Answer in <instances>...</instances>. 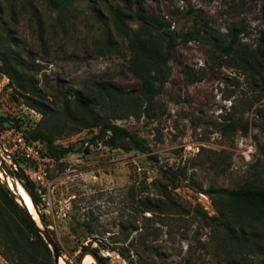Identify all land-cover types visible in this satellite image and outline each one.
Here are the masks:
<instances>
[{"label":"rangeland","instance_id":"obj_1","mask_svg":"<svg viewBox=\"0 0 264 264\" xmlns=\"http://www.w3.org/2000/svg\"><path fill=\"white\" fill-rule=\"evenodd\" d=\"M128 1L134 8L167 17L176 37L162 91L147 112L145 104H137L140 80L128 68L125 39L106 12L107 4L122 5L125 0H91L100 7L96 11L89 0H80L72 24L64 23L66 32L56 24L55 12L40 3L43 41L34 23L20 17L24 54L34 58L40 82L80 87L94 76L111 80L121 91L115 90L99 106L101 112L135 132L147 148L127 150L122 147L126 140L116 148L87 144L96 129L66 131L58 142L72 150L49 168L51 187L40 189L50 204L42 200L37 206L47 226L40 218L38 223L60 249L59 262L64 264H79L83 244L97 247L106 264H139V258L144 264H264V249L252 252L240 246L239 229L232 232L225 226V196L207 191L211 186L264 184L259 150L264 149V87L227 58L209 55L204 41L182 39L194 22V16L186 14L192 7L207 21L203 28L225 42L231 23L244 19L250 35L243 40L261 43L264 51V0ZM127 22L133 28L140 25L136 19ZM109 33L112 49L102 50L95 37L104 39ZM7 81L0 72V117L7 119L2 124L33 127L39 113L15 100ZM226 122L247 124L248 130L225 131ZM162 168L178 176L176 186L167 189L177 206L156 213L139 211L141 201L163 198L158 184ZM3 214L9 227L20 223L10 212ZM131 223L138 229H130ZM10 251V242L0 238V264H15L4 257L12 255ZM85 256L91 257L87 264H96L90 254Z\"/></svg>","mask_w":264,"mask_h":264},{"label":"trees","instance_id":"obj_2","mask_svg":"<svg viewBox=\"0 0 264 264\" xmlns=\"http://www.w3.org/2000/svg\"><path fill=\"white\" fill-rule=\"evenodd\" d=\"M80 0H0V72L8 79L7 87L12 89V96L27 107L39 113L40 118L36 124L28 129H22L23 134L29 140L38 141L42 145L44 153L52 156L56 161L72 150L71 146L58 142L66 131L80 129H96L89 138L87 144L102 143L110 148L121 147L120 140H126L122 147L145 151L147 148L143 139L135 132L122 127L103 114L99 106L112 95L121 91L111 80L101 76H94L90 81L80 87L72 85L42 84L38 78L34 58L24 54V40L22 33L18 31L20 17L26 19L29 25L35 26L43 41L41 14L38 4L43 3L50 7L56 14V24L65 31V24H72V12L76 9L75 3ZM92 10H99V6L89 0ZM258 0H251L256 2ZM236 5V4H235ZM106 12L116 30L118 36L125 39L129 53L128 68L140 80L139 102L147 112L154 98L162 91L168 69V58L171 50L176 45L174 31L170 30L171 21L160 14L147 11L143 7L134 8L128 0L122 5L107 4ZM4 13L8 16L5 19ZM186 14L194 16L192 27L182 34L183 40H202L207 45L209 55L217 54L220 58H227L230 64L238 66L264 87V51L261 43H249L243 39L250 35L248 25L244 19L237 18L229 27L226 37L215 34L214 31L204 29L208 26L205 18L197 11L188 7ZM127 19H136L139 22L137 28H133ZM70 21V22H69ZM19 25V26H18ZM162 29V31H161ZM19 32V33H18ZM111 32V31H109ZM96 43L102 50L112 49V34L104 39L99 35L95 37ZM262 40V38H261ZM43 44V42H41ZM195 79V78H194ZM7 120L0 117V129L9 126L20 128L19 122L3 125ZM19 121V120H18ZM240 128L247 132V124L226 122L222 125L225 131H234ZM264 156V149L259 148ZM84 151H88L84 148ZM150 158L156 160V156ZM12 178L18 180L26 190L38 216L44 226H47L44 215L39 212L38 205L42 203L41 186L30 179L24 172L23 166L14 172L7 171ZM178 176L169 169L159 170L160 190L163 198L154 202L141 201V212H163L176 207L177 203L170 198L167 189L175 187ZM208 192L225 196L228 214L221 212L225 220V226L232 232L237 231V241L240 246L245 245L252 252L264 249V184H245L239 187H209ZM0 238L12 245V255H4L6 260L15 264H55L48 243L40 234L36 225L30 220L19 205L8 195L0 183ZM8 211L12 217H16L20 223L12 228L7 224V217L3 212ZM246 220L247 228L244 222ZM261 225V226H260ZM130 229L137 230L138 226L131 223ZM13 230L15 233H13ZM249 233V236H246ZM57 247V246H56ZM116 249V248H111ZM60 255V249L57 247ZM86 251L93 252L101 264H106V257L102 256L97 247L90 244L81 246L80 256ZM119 254L129 260L121 250ZM131 261V260H129ZM139 264L145 260L138 259ZM234 261H230L233 263ZM78 264V263H77Z\"/></svg>","mask_w":264,"mask_h":264},{"label":"built area","instance_id":"obj_3","mask_svg":"<svg viewBox=\"0 0 264 264\" xmlns=\"http://www.w3.org/2000/svg\"><path fill=\"white\" fill-rule=\"evenodd\" d=\"M55 162L52 156L43 152L41 143L27 139L21 128L9 126L0 129V170L4 173L8 168L17 171L20 164L30 179L49 190L48 171ZM42 199L46 206L50 204L49 197L43 193Z\"/></svg>","mask_w":264,"mask_h":264},{"label":"water","instance_id":"obj_4","mask_svg":"<svg viewBox=\"0 0 264 264\" xmlns=\"http://www.w3.org/2000/svg\"><path fill=\"white\" fill-rule=\"evenodd\" d=\"M3 173L5 180H3L0 176V183L2 184V186L5 188V190L7 191L8 195L19 205V207L23 210V212L25 213V215L34 222V224L36 225L37 229L39 230L40 234L43 236L44 240L48 243L52 254H53V259L55 264H60L59 262V253L57 250V247L55 245V243L53 242L52 238L50 237L48 231L46 229H44L42 227V225L38 222H36L31 214V212L29 211V209L27 208V206H24L22 204V202L20 201V198L18 197L17 194V190L14 189L13 187H11V185L9 184L8 181V174L4 173L3 171L0 170V173ZM11 179L13 180L14 184L16 185L17 188V183H20L16 180H14L12 177ZM21 184V183H20ZM22 186V184H21ZM23 187V186H22ZM25 190V189H24ZM26 192V190H25ZM27 193V192H26ZM86 254H90L92 256V258L95 260L96 264H101L100 260L98 259V257L91 251H86L85 253L82 254V256L79 259V264H83V258Z\"/></svg>","mask_w":264,"mask_h":264},{"label":"bare ground","instance_id":"obj_5","mask_svg":"<svg viewBox=\"0 0 264 264\" xmlns=\"http://www.w3.org/2000/svg\"><path fill=\"white\" fill-rule=\"evenodd\" d=\"M0 176H1V178L3 180H5V177H4L2 172L0 173ZM8 181H9V184L11 185V187H13L14 189L17 190V194H18V197L20 198V201L22 202V204L24 206H27V208L31 212L34 220L36 222H39L38 221L39 220V216H38V213L36 211V208L34 207L33 202L31 201L29 195L25 192V190L21 186V184L17 183V188H16V185L14 184L13 180L9 176H8ZM90 261H91V257L90 256H85L84 259H83V264H87L88 262L90 263ZM60 264H64V263L62 261H60Z\"/></svg>","mask_w":264,"mask_h":264}]
</instances>
